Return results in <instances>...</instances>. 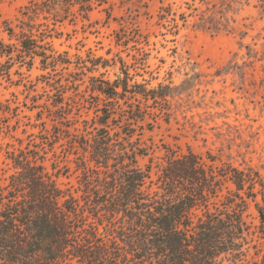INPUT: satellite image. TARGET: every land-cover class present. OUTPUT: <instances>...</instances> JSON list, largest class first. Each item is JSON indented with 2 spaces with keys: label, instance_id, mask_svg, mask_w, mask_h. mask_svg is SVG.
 <instances>
[{
  "label": "trees",
  "instance_id": "trees-1",
  "mask_svg": "<svg viewBox=\"0 0 264 264\" xmlns=\"http://www.w3.org/2000/svg\"><path fill=\"white\" fill-rule=\"evenodd\" d=\"M75 6L88 18L90 0H28L17 23H6L10 42L0 40V135L17 129L9 119L21 109L1 93L13 66L30 72L38 61L50 87L43 103L37 95L23 103L36 110L38 132L24 129L30 140L8 151L14 171L0 181V264H249L253 242L264 238L261 173L215 158L209 164L189 149L169 156L153 190L151 165L139 163L148 156L141 131L149 118L169 120L171 85L132 81L123 62V77L93 74L82 89L86 71L109 66L104 57L62 73L73 61L56 51L48 21L67 20ZM19 69L16 84L31 90ZM82 109L94 113L83 129L71 118ZM70 161L80 171L75 189L56 179ZM251 205L255 221L247 219ZM252 264H264V253Z\"/></svg>",
  "mask_w": 264,
  "mask_h": 264
},
{
  "label": "rangeland",
  "instance_id": "rangeland-1",
  "mask_svg": "<svg viewBox=\"0 0 264 264\" xmlns=\"http://www.w3.org/2000/svg\"><path fill=\"white\" fill-rule=\"evenodd\" d=\"M90 1L88 18H83L75 6L67 20L56 25L54 20L48 21L56 35V51L73 61L61 72L79 71L78 62L92 67L98 57H104L110 60L109 66L93 73L86 71L82 89L93 74L103 73L110 80L123 77V62L132 81L148 87L171 85L169 120L149 118L150 124L141 131L148 156L140 157L139 163L144 168L151 165L152 189H158V177L169 156L189 149L209 164L215 158L217 165L230 162L240 168H254L264 178V7L256 0ZM27 3L0 0V40L10 42L6 23L16 24L20 9ZM5 61L0 57V65ZM18 69V65L13 66L10 81L4 80L1 86L3 99L21 104L9 119L17 129L0 135L1 182L14 171L8 151L20 146L18 139H24V145L30 140L24 129L39 130L32 128L36 110L23 103L29 106L34 95L43 103L50 92L45 78L38 77L43 73L38 61L30 72L26 67L19 69L28 76L23 83L31 80V90L16 84L22 83L17 82L21 79ZM86 111L71 115L82 129L83 119L94 116L93 111ZM61 155L51 156L50 171L53 159ZM68 164V174L56 179L62 188L75 189L80 171L72 161ZM250 207L247 219L255 221L256 212L253 205ZM253 245L256 248L250 250L249 264L260 261L264 238H257ZM256 250L262 253L258 256Z\"/></svg>",
  "mask_w": 264,
  "mask_h": 264
}]
</instances>
